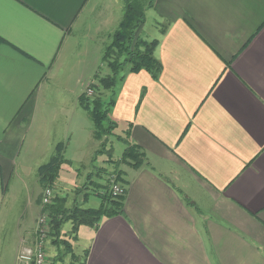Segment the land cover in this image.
I'll return each instance as SVG.
<instances>
[{
    "label": "crops",
    "instance_id": "crops-1",
    "mask_svg": "<svg viewBox=\"0 0 264 264\" xmlns=\"http://www.w3.org/2000/svg\"><path fill=\"white\" fill-rule=\"evenodd\" d=\"M122 1L0 0V208L43 130L53 128V154L65 144L61 172L75 132L93 134L65 65L101 61ZM149 10L155 38L145 40L160 41L162 72L122 76L112 110L144 163L121 169L123 214L80 228L86 264H264V0H154ZM85 185L99 208L106 183Z\"/></svg>",
    "mask_w": 264,
    "mask_h": 264
},
{
    "label": "rangeland",
    "instance_id": "rangeland-1",
    "mask_svg": "<svg viewBox=\"0 0 264 264\" xmlns=\"http://www.w3.org/2000/svg\"><path fill=\"white\" fill-rule=\"evenodd\" d=\"M122 2L125 5V0ZM145 5L147 6V3H145ZM114 33L108 36L106 34L105 48L100 62L97 56L94 57L93 55L89 56L85 54L78 58L74 57L75 59H70L68 63H66L65 71H67L68 68V74L71 75L70 77L68 76L70 79L68 82L66 81V87L74 89L78 95L85 94L87 97L93 98V95L96 93L91 89V85H100V79L112 75V70L108 63L113 61L122 62L125 59V56L119 55L117 49H113L109 54L108 60H103L104 56L107 54L108 48L112 45ZM137 34L143 40L155 38L152 14L149 9L146 11L144 25ZM85 42L86 43L83 42V39H79L77 42L78 49L82 50L85 48L86 50L94 51L93 45L87 41ZM84 52L83 50L82 54ZM129 70L130 66L123 67L118 77L121 78L128 73ZM119 84L121 83H118L115 90H118ZM99 88V97L109 101L112 94L111 91L105 90L100 86ZM75 98L74 94H66L68 104L75 103ZM49 105L53 106V95L47 102V106ZM52 109V107H49V114L53 113ZM79 109L83 115L88 117L89 127L91 132L93 131V134L90 138L87 136L86 132H84L82 136H78V133L74 130V142L71 144L66 154L67 158L73 159V164L68 166V172L67 170H62V172H60V176L57 180L59 181L57 187H43L40 184V176L38 173V167L46 164L53 155V145L51 146V142L53 141L52 127L49 134H46L45 130L41 132L39 135L41 142L37 145V149L32 151L31 157L24 160V169L11 177L9 189L5 190L0 208V264H19L18 256L24 243L26 241L29 243L32 242L35 237L34 233L38 225L37 222L43 213L42 199L46 189H51L54 192V197L58 193L60 196L66 197L67 206L72 207L75 202L78 204L83 203L86 195V190H84L86 182L94 181L96 183H106L105 187L101 190L102 192L106 189L110 191L111 177H114L117 182L123 184L121 183V169L131 166L121 160L124 152L131 146L126 142L127 136L115 129L111 134L103 135L100 140H97L94 136V126L89 113L81 106H79ZM109 117L110 120L113 121L112 112ZM78 139L82 140L79 144H77ZM22 159H24V157H22ZM68 164L70 163L68 162ZM64 169L66 168L64 167ZM119 174L120 180L118 179ZM88 197L89 201L82 204L84 208H88L89 205L93 206L92 202L100 203V198H98V196L88 194ZM64 230L67 232V237L70 236L71 224H66ZM47 247L49 252L46 264H51L58 250L55 245L52 244V239L49 241ZM74 251L75 254L79 256L84 253L82 247L80 244H77V242L74 244ZM79 262L80 264L82 263V258ZM64 264L79 263L73 261L72 257L68 255L64 256Z\"/></svg>",
    "mask_w": 264,
    "mask_h": 264
},
{
    "label": "trees",
    "instance_id": "trees-1",
    "mask_svg": "<svg viewBox=\"0 0 264 264\" xmlns=\"http://www.w3.org/2000/svg\"><path fill=\"white\" fill-rule=\"evenodd\" d=\"M153 2L154 0H125L123 20L118 30L114 33L112 45L108 48L103 60H108L109 54L113 49H117L119 55L125 56V59L122 62L113 61L108 63L112 70V75L100 79V85H91V89L96 93H94L93 98L87 97L85 94L79 98L80 106L89 113L94 126V136L97 140L117 129V123L111 121L109 115L116 104L115 88L118 82L123 80V77H118L123 67L130 66L129 72L131 73L146 71L155 80L159 78L162 72L161 62L155 56L160 41H146L137 34L144 25L146 11L153 6ZM145 3H147V6ZM99 86L111 91L112 94L109 101L99 97ZM64 151L65 144H58L49 161L39 168V181L43 187L55 188L62 166L68 163L64 158ZM121 160L133 168H139L144 163V154L141 153L136 145H132L124 152ZM99 196L102 201L97 209L83 208V203L78 204L76 202L72 207H68L67 198L59 194L52 199V204L46 207V211L49 212L51 218L52 244L58 250L51 264H64V256L68 255L79 264L82 258L81 264H86L88 250L84 251L81 256L76 255L74 251V244L78 240L80 228L88 226L96 229L104 219L123 214L125 196L116 197L110 191L105 194H99ZM87 197L88 194L85 195V199ZM68 223L71 224V234L67 237L64 227Z\"/></svg>",
    "mask_w": 264,
    "mask_h": 264
},
{
    "label": "built area",
    "instance_id": "built-area-1",
    "mask_svg": "<svg viewBox=\"0 0 264 264\" xmlns=\"http://www.w3.org/2000/svg\"><path fill=\"white\" fill-rule=\"evenodd\" d=\"M110 193L121 197L127 193V188L117 182L114 177L110 178ZM54 192L46 189L42 199L43 213L38 219L35 237L32 242L26 241L18 256L19 264H46L48 260V243L51 240V218L46 207L52 204Z\"/></svg>",
    "mask_w": 264,
    "mask_h": 264
}]
</instances>
